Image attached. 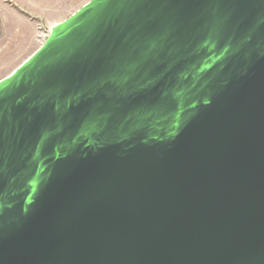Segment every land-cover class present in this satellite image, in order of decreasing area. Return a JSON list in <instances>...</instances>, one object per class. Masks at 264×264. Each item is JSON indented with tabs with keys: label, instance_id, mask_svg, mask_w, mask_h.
Returning a JSON list of instances; mask_svg holds the SVG:
<instances>
[{
	"label": "water",
	"instance_id": "1",
	"mask_svg": "<svg viewBox=\"0 0 264 264\" xmlns=\"http://www.w3.org/2000/svg\"><path fill=\"white\" fill-rule=\"evenodd\" d=\"M0 264H264V0H92L0 80Z\"/></svg>",
	"mask_w": 264,
	"mask_h": 264
},
{
	"label": "rangeland",
	"instance_id": "2",
	"mask_svg": "<svg viewBox=\"0 0 264 264\" xmlns=\"http://www.w3.org/2000/svg\"><path fill=\"white\" fill-rule=\"evenodd\" d=\"M92 0H0V80L48 39L54 26Z\"/></svg>",
	"mask_w": 264,
	"mask_h": 264
},
{
	"label": "crops",
	"instance_id": "3",
	"mask_svg": "<svg viewBox=\"0 0 264 264\" xmlns=\"http://www.w3.org/2000/svg\"><path fill=\"white\" fill-rule=\"evenodd\" d=\"M56 26V25H55Z\"/></svg>",
	"mask_w": 264,
	"mask_h": 264
}]
</instances>
